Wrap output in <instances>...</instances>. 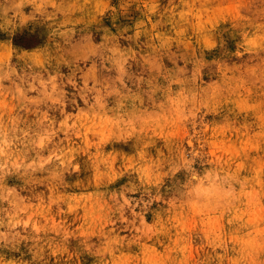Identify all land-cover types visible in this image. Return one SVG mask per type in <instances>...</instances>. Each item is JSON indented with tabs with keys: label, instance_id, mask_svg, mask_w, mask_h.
<instances>
[{
	"label": "rangeland",
	"instance_id": "1",
	"mask_svg": "<svg viewBox=\"0 0 264 264\" xmlns=\"http://www.w3.org/2000/svg\"><path fill=\"white\" fill-rule=\"evenodd\" d=\"M0 264H264V0H0Z\"/></svg>",
	"mask_w": 264,
	"mask_h": 264
}]
</instances>
